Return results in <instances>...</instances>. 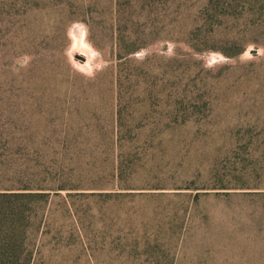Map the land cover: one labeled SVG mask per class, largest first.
Listing matches in <instances>:
<instances>
[{
  "label": "rangeland",
  "instance_id": "1",
  "mask_svg": "<svg viewBox=\"0 0 264 264\" xmlns=\"http://www.w3.org/2000/svg\"><path fill=\"white\" fill-rule=\"evenodd\" d=\"M171 1H187L200 15L211 0ZM249 1H260L258 6L251 7L258 11L255 17L264 19V0L235 3L249 6ZM3 2L13 1H0ZM54 2L60 8L70 9L69 12L28 13L25 19L30 22L19 39L24 44L18 54L11 57L0 51V185L12 176L6 172L10 163L28 169L39 161L38 148L101 146V142L91 139V134L117 128L152 129L157 122H161V128H181L179 123L186 118L185 109L194 111L191 115L199 121V129L204 137H209L208 141H214L217 133L236 131L238 122L253 120L252 117L264 120V94L252 95L253 87L246 81L247 76L254 75L248 74L249 71L257 67L255 77L261 74L264 84V66L258 68L264 64L260 61L264 58L263 29L247 32L250 42L237 57L227 56L221 48L214 49L225 47L218 42L199 44L203 50H194L184 38L171 39L168 32L155 30L143 37L152 40L151 43L128 56L132 61L126 67L132 69V75L135 73L137 82L134 77L132 84L138 90L131 92L126 87L129 92L120 98L114 93L112 67L121 60L115 51L112 32L101 22L123 19V11L119 6L118 10L113 7L110 0ZM79 3L98 5L93 16L101 26L92 33L84 18L63 29L68 17L83 16L73 10V4ZM157 3L163 5L167 1ZM159 9L156 18L164 21L166 13L162 6ZM146 15L139 13L133 17L143 21ZM232 26L224 24L218 28L226 34L233 31ZM236 32L246 33L242 27ZM252 49L259 52L250 53ZM243 64H247L246 69L228 68ZM195 81V98L180 96L184 100H179L168 96L169 88L183 89ZM147 84L158 87L161 95H143ZM218 86L220 91L216 90ZM75 135H81L79 141H65L67 136ZM48 136L53 138L47 141ZM141 204L136 207L152 206L148 202ZM164 204L171 211L161 219L166 234L157 242L155 253L144 246L148 238L142 237L141 222L147 215L139 212L132 214L131 222L118 223L113 238L97 242L88 239L85 245L67 239L64 248L51 234L41 241L44 253L53 261L65 264L79 263L81 259L84 264H153L155 256L173 259L176 264H264L263 199L220 196L195 201L187 197L167 199ZM54 224L55 228L76 226L73 219L62 217ZM176 228L181 230L176 232ZM120 235L124 236L119 243L115 236Z\"/></svg>",
  "mask_w": 264,
  "mask_h": 264
},
{
  "label": "trees",
  "instance_id": "2",
  "mask_svg": "<svg viewBox=\"0 0 264 264\" xmlns=\"http://www.w3.org/2000/svg\"><path fill=\"white\" fill-rule=\"evenodd\" d=\"M4 1L13 2L0 3V51L11 57H15L24 44L19 39L30 22L25 19L28 13H67L70 10L60 8V4L54 2L56 0ZM110 1L125 15L120 20L101 22L112 32L115 51L121 60L112 67L114 93L120 98L129 92L128 87L131 92L138 90L132 84L134 77L137 82L135 73L132 75V69L126 67L132 61L128 56L151 43L152 40L143 37L155 30L168 32L171 39L184 38L194 50H203L199 44H224L225 47L213 48H221L229 57H237L243 52L250 42V35H246L248 31L263 29L264 32V19L255 17L258 11L251 7L258 6L260 1H249L248 6L236 4L238 0H211L200 15L187 1ZM121 1L127 3L122 4ZM157 1L167 3L158 5ZM92 4H73V10L83 16L68 17L63 22V29L82 18L91 33L100 28L101 23L93 16V9L98 5ZM159 6L166 13L164 21L156 18ZM139 13L147 14L143 21L133 17ZM224 24L227 27L233 25V31L224 34V30L218 28ZM239 27L246 33H237ZM246 65H229L228 68L246 69ZM263 66L262 62L258 68ZM255 68L248 73L254 75L245 78L249 87H253L250 93L260 96L264 94V84L261 74L255 77ZM185 87L169 88L168 96L179 100L195 98L196 81L195 84L187 83ZM216 90L220 91L221 87H216ZM142 94L157 97L161 91L147 84ZM184 114L186 118L179 123L181 128H161V122L152 129L117 128L91 134V139L101 142V146L93 144L57 150L38 148L41 159L28 169L21 168V164L10 163L6 172L12 176L0 185V264H65L64 261H53L44 253L42 239L52 234L65 248L67 239L77 245H85L88 239L97 242L113 238V233L118 232L115 230L117 224L131 222L135 212L147 215L141 222L142 237L148 238L144 243L147 250L155 253L157 242L166 234L161 219L171 211L163 205L167 199L193 197L199 201L201 198L224 196L264 200V120L252 117L253 120L238 122L236 131L217 133L214 141H208L209 137H204L199 129V121L191 115L194 111L185 109ZM80 137L67 136L65 141L76 142ZM52 138L46 137L47 141ZM141 202L152 206L136 207L141 206ZM60 217L73 219L76 226L55 228L54 223ZM178 230L181 228H176V232ZM123 236L115 237L120 243ZM149 241L156 245H150ZM123 245L127 249V245ZM152 260L153 264H176L173 259L160 256ZM72 264L84 263L81 259L79 263Z\"/></svg>",
  "mask_w": 264,
  "mask_h": 264
},
{
  "label": "water",
  "instance_id": "3",
  "mask_svg": "<svg viewBox=\"0 0 264 264\" xmlns=\"http://www.w3.org/2000/svg\"><path fill=\"white\" fill-rule=\"evenodd\" d=\"M259 51L257 50V49H252V50H250V53H258ZM78 56V58H80L81 60H83V61H86L87 60V58L85 57V56H83V55H77Z\"/></svg>",
  "mask_w": 264,
  "mask_h": 264
}]
</instances>
